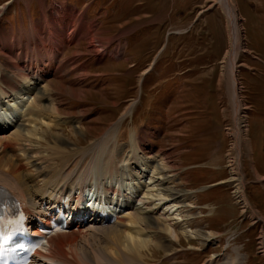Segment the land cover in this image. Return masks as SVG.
Segmentation results:
<instances>
[{
  "label": "rangeland",
  "instance_id": "rangeland-1",
  "mask_svg": "<svg viewBox=\"0 0 264 264\" xmlns=\"http://www.w3.org/2000/svg\"><path fill=\"white\" fill-rule=\"evenodd\" d=\"M38 1L0 0V26L17 35L19 28L30 29L31 22H43L44 13V48L60 51L54 66L62 71L43 84L48 94L43 91V96L49 100H40L36 108V113L43 108L44 123L51 125L40 132L47 140L42 144L41 156L49 167L64 174L85 170L96 165L94 158L98 160L100 153L101 161L106 162L103 167L110 172L114 163L130 159L131 152L135 156L131 136L136 146L137 137L146 136L154 149L143 147V141L138 142L139 148L144 156L155 155L158 163L165 160L168 175H172L170 186L186 192L183 189L197 190L215 183L198 197L194 195L192 201V195L187 196L190 206L181 210L184 216L192 217L187 222L192 230L204 229L200 230L202 239L200 235L197 239L181 237L175 228L179 242L160 233L156 244L166 249L153 246L142 252L140 260L124 264H231L230 259L238 253L241 264H264V0H231L240 33L236 66L242 109L238 119L241 117L247 129L241 148L235 145L239 142L237 126L241 124L235 114L231 61L227 57L232 36L225 11L215 0H45V7ZM60 6L68 7L75 19L83 20L93 30V38L68 46L62 43V38L79 34H72L74 29L80 32L84 28L71 26L73 21L60 15ZM50 18L55 19L54 24ZM66 22L71 24L65 26ZM54 25L59 29L55 32L57 39L49 36ZM107 39L110 45L103 48L102 41L106 44ZM1 42L8 46L10 38ZM89 42L97 47L95 52ZM24 48L28 50L24 66H48V59L40 62L32 56L35 46L29 48L25 43ZM106 48L111 52L120 50L122 56H112L103 51ZM6 57L0 52L3 64L7 60L9 67L17 64L15 57ZM51 106L57 110L56 115L45 109ZM130 107L134 108L132 113L124 116ZM49 128L63 137L62 143L54 147L59 157L47 151L54 146L48 141ZM117 150L121 154L115 156ZM131 161L136 163V159ZM171 161L178 169L176 180L170 174ZM225 179L236 182L235 186H216ZM240 181L251 204L250 218L245 217L243 222L240 214L248 210L239 198ZM207 204L217 208L213 217L208 216L211 208ZM215 223L221 225L216 227ZM108 228L91 224L86 235L78 238L72 248L81 264H122L107 255L106 248L114 246L108 238L111 234L104 231ZM211 229L215 235L208 232Z\"/></svg>",
  "mask_w": 264,
  "mask_h": 264
},
{
  "label": "bare ground",
  "instance_id": "bare-ground-1",
  "mask_svg": "<svg viewBox=\"0 0 264 264\" xmlns=\"http://www.w3.org/2000/svg\"><path fill=\"white\" fill-rule=\"evenodd\" d=\"M39 1L42 7L46 6L45 0ZM215 1L216 4L221 6L225 11L229 20L230 35L232 36L231 47L227 53V57L231 61V87L235 114L237 121L241 124L237 126V138L239 139V142H235L236 147L239 148L243 140L242 135L247 129L245 128V125L240 122L242 120L241 117L238 119L240 109H242L240 85L237 81L236 66L237 47L240 34L237 31L238 17L236 8L231 0ZM60 15L63 18H69L73 21L72 24L71 22L64 23L65 26L71 24L73 27L82 26L84 28V30H81L80 32L77 28L74 29L72 34L79 33L76 36L77 38L72 37L65 40V38L61 37L62 43L68 46L72 43H78L77 41L82 39L93 38V30L87 28V24H84L83 20L75 19L76 16L72 14L71 10H68V7L60 6ZM1 17L2 14L0 13V18ZM43 17L44 22L46 19L44 13ZM83 18L85 20V16ZM49 21L52 24L55 23L54 18H50ZM43 22L36 25L31 22L30 29L23 25L24 27L22 29H18L17 35L14 30L4 31L0 26V52H3V55H6V58L8 59L15 57L17 62L15 66L12 65L9 67L6 65L8 64V60L6 64H3L4 62L0 59V184L26 204L32 224H34L33 215L36 213L35 210L41 209L42 202H58L60 199L70 196L73 191H79L81 193L78 198L79 202L84 190L101 187L104 191L102 196L122 212V217L118 219L116 224L108 226L109 228L104 230L106 233L111 234V237L108 238H110L109 240L113 243L112 246L114 245L113 247H108L109 249L106 248V251H108L107 255L110 258L113 257L118 259L120 261L118 263L124 264L126 261L140 260L139 258L143 256L142 252L144 250H149V248L153 246L160 249L164 248L165 246L156 244L158 243L157 238L160 233H164L170 238L174 237L178 242L180 241V236L188 239H197L198 235H200V238L202 239L204 237L202 232L200 230H192L187 224L188 221H191L192 217L188 214L184 216L185 213L182 214L181 211L190 206L187 196L190 197L192 192H184L177 190L174 186H170L172 175H168V171L165 167V160L158 163L155 155L149 154L147 155L148 157L144 156L142 150L139 148L138 139L136 146L134 136H131L133 144L131 149H133L135 156L132 155L131 152L129 156L130 159L121 161L119 164L118 162L114 163V159H111L110 163H114V167L110 166V172H107V168L103 167L106 162L101 161L103 155L100 153L98 160L95 156L94 161L97 163L92 168L88 167L85 170L80 169L71 171L68 174L62 173L61 170L56 169V167H49V164L45 162L44 157L41 156V153H44L41 149L43 148L42 144L47 140L40 134V132L45 131L51 125L44 123L45 117L42 116L45 112L43 108H40L39 106L42 110L39 113H36V108L40 100H49L47 96H43V91L47 94V90L43 84L46 83L51 76H59L62 71L61 68H59L60 66L55 67V62L59 60L58 57L61 55H59L60 51L58 50L62 51V48H59L57 50L58 52H53L51 49L47 50L44 48L45 45L43 44L44 39L42 36V30H44L45 27L42 26ZM57 30L59 29L55 26V30L49 34L50 37L53 36L52 39L55 37V32ZM9 38L10 42L8 46L10 47L7 49L8 46H5V43L1 42V40L5 42ZM107 41L106 44L102 41L103 48L110 45L111 41L108 39ZM25 43L29 48H32L33 46L37 48V50H34L33 55H31L36 56L40 62L42 61L41 59H48L49 63L47 67L42 68L41 63H34V65L30 64L28 67L24 66L23 58L28 52V50H25L24 48ZM51 43L58 44L59 42ZM67 46L65 48H67ZM89 46L92 48L93 52L97 50V47L91 45V42H89ZM103 51L106 53L111 52L108 48L103 49ZM111 53L112 56L115 55V53L116 55L122 56L120 50ZM99 56V58L102 59L100 53ZM27 57H29V55ZM73 64H75V61H73L72 65ZM54 67L56 68L55 70L51 69ZM82 68H84V71L87 70L84 65ZM76 70H79V68ZM133 107L135 108V106ZM133 107L128 108L124 116L132 113L134 109ZM45 109H51L53 113L52 115L57 114V110L54 106H51L50 108L46 107ZM52 115L48 117H53ZM121 120H123V118ZM47 135L50 136V140L48 141L54 144V146H48L49 148H47V151L50 149L59 157V152H55L54 147H58V143H62V135L51 133L50 128ZM115 135L117 136L116 131L114 132V136ZM107 137L108 133L106 135V138ZM115 144L117 145L116 142ZM101 146L102 148L104 147L103 145ZM118 150L116 151L115 156L121 154ZM86 152L89 151L86 150ZM92 153H94L93 148ZM56 158L55 160H59ZM60 159L62 160V158ZM134 159H136V163L131 161ZM115 164L119 166L116 168ZM55 165L56 164H54V166ZM101 175L104 176L101 178ZM222 183H229V180ZM231 183L234 184V182ZM240 185L241 181L240 184H238V190H241L239 198L245 207V202L246 206L249 205V202L243 194L242 185ZM92 192L95 197H98V192L96 190H93ZM30 202H32V204H29ZM108 208L111 209L110 206H108ZM211 210L212 208L210 211ZM259 219L262 220L260 217ZM90 228L93 229L92 227ZM95 228L94 230H96ZM151 228H153V230H151ZM175 228L179 229L180 236L175 231ZM99 232L102 231L100 230ZM85 233H87V227L85 228L84 225L76 223V229L49 238L48 243L44 248V252L38 253L39 259L35 264H81L78 256H74V248L72 247L78 242L79 237L82 238L83 235H86ZM211 238L213 237L211 236ZM211 240L213 241L215 239ZM262 243L264 246V236L262 237ZM71 256H73V258ZM230 260L231 264H241L242 258L238 253L235 258Z\"/></svg>",
  "mask_w": 264,
  "mask_h": 264
},
{
  "label": "crops",
  "instance_id": "crops-1",
  "mask_svg": "<svg viewBox=\"0 0 264 264\" xmlns=\"http://www.w3.org/2000/svg\"><path fill=\"white\" fill-rule=\"evenodd\" d=\"M186 169H188V168H186V167L183 168V171L186 172ZM177 170H178V169H177ZM224 172H225V170H224ZM225 174H226V173H225ZM210 175H212V173H210ZM221 183H222V182H221ZM214 184H215V183L213 182V185H212V183H210L209 185H206V186H209V187L211 188V187H214ZM210 185H211V186H210ZM217 185H219V184H216V186H217ZM206 186H203V187H206ZM203 187H202V188H203ZM210 188H209V189H210ZM209 189H208V190H209ZM202 190H203V189H200V192H201ZM208 190H207V191H208ZM204 192H206V191H204ZM206 206L209 207V208H212V210L210 211V213L208 214V216H210V215L212 214L211 217H213V215H214L215 212L217 211V208L214 207L215 205H212V204H210V205L207 204ZM206 206H204V208H206ZM204 217H205V216H204ZM216 225H219V226H220L221 224H217V223H215V226H216ZM219 226H216V227H219ZM200 227H202V226L200 225ZM200 230H204V229H200ZM206 231H207V230H206ZM208 232H210L212 235H215L214 233H216V231H215L214 229L208 230ZM213 232H214V233H213Z\"/></svg>",
  "mask_w": 264,
  "mask_h": 264
}]
</instances>
